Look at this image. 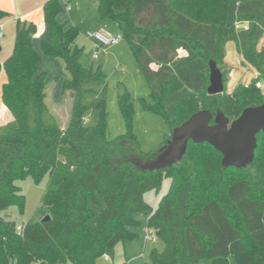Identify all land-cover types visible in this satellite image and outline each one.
Instances as JSON below:
<instances>
[{
	"label": "trees",
	"instance_id": "16d2710c",
	"mask_svg": "<svg viewBox=\"0 0 264 264\" xmlns=\"http://www.w3.org/2000/svg\"><path fill=\"white\" fill-rule=\"evenodd\" d=\"M96 1L97 16L115 24L146 80L152 102L144 109L161 117L169 132L157 150L142 152L133 99L124 92L116 103L125 132L108 136L102 67L80 64L77 29L58 22L61 5L48 0L42 18L52 42L40 41L39 50L63 65L62 96L70 108L60 125L46 104L45 73L32 48L36 26L17 19L12 52L0 64V100L8 113L0 120V264H97L116 244L137 237L138 211L163 245L150 250L147 264H228L229 257L235 264H264V131L241 169L223 166L216 149L192 141L178 162L142 167L191 115L208 111L214 125L218 114L230 121L264 103V86L255 88L253 78L264 85V0ZM228 43L255 76L225 92ZM210 61L223 76V93L214 96L206 92ZM91 110L97 121L88 125ZM44 175L35 215L18 233L2 213L13 205L23 209L17 181ZM163 179L170 180L169 190L152 211L143 194L159 190Z\"/></svg>",
	"mask_w": 264,
	"mask_h": 264
},
{
	"label": "rangeland",
	"instance_id": "374dc122",
	"mask_svg": "<svg viewBox=\"0 0 264 264\" xmlns=\"http://www.w3.org/2000/svg\"><path fill=\"white\" fill-rule=\"evenodd\" d=\"M5 1V3L8 4L10 8L16 4V0ZM46 1L48 0H23V2L20 3L16 8V11L20 13L27 5H34L36 3L37 5H39V3L43 5ZM57 1L61 5V11L57 15V18H59L61 22H65V19H67V22L69 24L71 23L77 29L78 36L75 40V43L82 49V53L79 57L80 64L85 68H97L99 66L102 67L103 73L105 75V83L100 91V95L106 99L107 104L106 111L108 136L110 138H115L116 136H119L121 133L125 132L123 118L121 112L118 111L116 100L120 93L127 92L128 95H130L133 99V108L135 112L132 120V126L133 132L137 138V142H139L140 150L142 152H152L157 150L160 147V144L163 142L165 135L168 134L169 128L167 125H165L161 117L155 115L152 112L149 113L144 109L145 104H151L152 97L151 94H149L146 80L143 78L137 63L135 62V59L133 58V55L127 46L126 40L122 38L117 44L107 46L105 49H98L95 52L92 41L88 37L86 38V32L100 30L103 31V33L114 36L119 33L118 30H116L117 28L115 24L110 19L101 20L97 16L96 0ZM8 12L10 13H6L7 16L0 17V26L3 27V37L0 38V64H2L12 52L11 50L15 38V18L19 17L16 12ZM34 45L40 57L38 70L39 72L45 73L44 81L47 92L46 104L50 112H52L58 119L60 125H64L69 115L68 111L70 108V99L68 97L66 98L62 96V86L64 82L63 65H61L60 61L57 59L55 60L53 58L44 56L42 52H40L41 50H39L37 43ZM230 47L231 45L228 43L224 58L226 63H230L231 68H242L240 60H238L236 55V51ZM94 53L97 54V59L93 58ZM221 71L226 74L228 67L222 66ZM242 71L243 75L246 76V81L253 76L245 68H242ZM3 76L4 71L2 69L0 71V91ZM253 78L255 79L254 83H262V81L256 80V77ZM231 88V85L226 84L225 92H229ZM96 121L97 113L96 111L91 110L86 118V122L88 125H93L96 123ZM166 162V156L165 154H162L153 163H144L142 167L147 169L153 167L154 165H163ZM253 169L254 168L250 169V175H253ZM47 181L48 175H44L39 181H35L31 176H27L25 179L17 181L16 185L19 187L21 194L24 196V202L22 206L23 209L20 210L14 205L10 206L2 213V216L8 218L12 222L14 221L17 226H21L23 223L29 221V219L35 215L40 199L44 194V188ZM169 183V179H163L159 190L146 191L143 194L144 202L150 206L152 211L156 209L159 200L168 192ZM134 219L140 222L135 231L137 234H139L141 239L144 237V240L146 241L145 251L148 260V253L150 250L156 249L157 251H160L163 247L162 242L156 237V235H154L152 230L147 228L146 215L138 211L134 214ZM90 224H94V221L91 220ZM143 231L145 233L141 235ZM148 236H151L150 240L147 239ZM130 241L132 242L131 244L138 243L137 238ZM109 255L110 253L108 251L106 255L100 257L97 260V264H110L109 260L106 259V256L108 257Z\"/></svg>",
	"mask_w": 264,
	"mask_h": 264
},
{
	"label": "water",
	"instance_id": "95a60500",
	"mask_svg": "<svg viewBox=\"0 0 264 264\" xmlns=\"http://www.w3.org/2000/svg\"><path fill=\"white\" fill-rule=\"evenodd\" d=\"M208 77V95L222 94L223 76L214 61L209 62ZM211 119V114L205 110L191 115L181 126L174 129L171 141L161 150L160 155L165 154L167 162L147 170L178 162L189 141L194 144L207 143L216 149L222 155V165L225 167L241 169L247 166L254 157L256 136L264 131V103L258 107L246 108L237 118L230 121L221 114L214 118V125L210 124Z\"/></svg>",
	"mask_w": 264,
	"mask_h": 264
},
{
	"label": "crops",
	"instance_id": "0c3cea01",
	"mask_svg": "<svg viewBox=\"0 0 264 264\" xmlns=\"http://www.w3.org/2000/svg\"><path fill=\"white\" fill-rule=\"evenodd\" d=\"M5 2H6L5 0H0V10L1 11L5 12V13H10L8 11L16 12L19 15V17L15 18L16 20L17 19H20L22 21L27 20V21L35 24V26H36V33L35 34L36 35L32 39V48L39 55L38 51L35 49L34 44L37 43V46L39 47L40 41H46L49 43L52 42V40L48 34L47 27L44 23V19L42 18V6L45 4V2L43 5L41 3H39V5H37V3L34 5H27L26 7L23 8V11L20 12L21 14L18 13V11H16L17 10L16 8L18 7V5L20 3L23 2V0H16V2H15L16 4H14L12 8H10L8 6V4H6ZM5 10L6 11L8 10V11L6 12ZM56 18H57V16H56ZM57 20L60 23H66L68 26L72 25L71 23L69 24L67 22V19H65L66 20L65 22H61L59 20V18H57ZM96 31L103 32L100 30H96ZM230 45H231L230 48H232L233 50L236 51L235 45L232 43H230ZM0 52H1V47H0ZM236 55L238 57V60H240L239 55L238 54H236ZM224 61H225V59H224ZM225 64L228 67V76H229L228 84L229 85L234 87L235 85L238 84V82L239 83L247 82L246 76L243 75L242 68H239V69L231 68L230 63H226V61H225ZM253 76H255V75H253ZM4 81H5V75L3 76V79L1 81L2 84L4 83ZM234 82H236V83H234ZM7 116H8L7 110L2 105L1 100H0V120L2 121L3 119H6ZM146 219H147V216H146ZM133 231L135 232V234L137 236L136 238L138 239V243L137 244H131L132 243L131 241L130 242L124 241V243L116 244L113 247V249L111 251H109L110 255L108 257L106 256V259L109 260L110 264H122L124 262L126 264H147V257H146V251H145V249H146V243L145 242L146 241L144 240V237L141 239L139 234L136 233L135 229ZM143 233H145V232L143 231L141 233V235H143ZM127 243H129V244H127ZM228 264H235L233 257L228 258Z\"/></svg>",
	"mask_w": 264,
	"mask_h": 264
},
{
	"label": "built area",
	"instance_id": "2783aa9c",
	"mask_svg": "<svg viewBox=\"0 0 264 264\" xmlns=\"http://www.w3.org/2000/svg\"><path fill=\"white\" fill-rule=\"evenodd\" d=\"M2 31H3V27L0 26V38L3 37L2 35ZM89 38L92 41V45L93 48H95V52L98 49H105V47L110 46V45H115L118 43V41H120L123 37L121 35V33H118L117 35H108L106 33L103 32H98V31H87L86 32V38ZM93 58L97 59V54L94 53L93 54ZM263 83L257 82L255 83V88L257 89H261L263 88ZM18 233H21L22 231V226H17L16 228ZM147 239H151V236H148Z\"/></svg>",
	"mask_w": 264,
	"mask_h": 264
}]
</instances>
